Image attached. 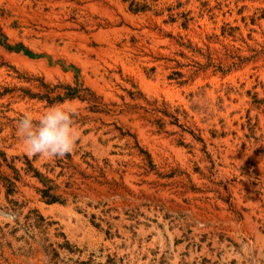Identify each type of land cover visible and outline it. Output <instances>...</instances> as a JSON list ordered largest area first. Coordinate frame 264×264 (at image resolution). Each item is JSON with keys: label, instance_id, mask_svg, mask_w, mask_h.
Here are the masks:
<instances>
[{"label": "rangeland", "instance_id": "obj_1", "mask_svg": "<svg viewBox=\"0 0 264 264\" xmlns=\"http://www.w3.org/2000/svg\"><path fill=\"white\" fill-rule=\"evenodd\" d=\"M129 3L0 0V174L19 169L0 179V264H264V0ZM61 85L78 96L34 97ZM53 105L78 130L70 179L17 131Z\"/></svg>", "mask_w": 264, "mask_h": 264}, {"label": "trees", "instance_id": "obj_2", "mask_svg": "<svg viewBox=\"0 0 264 264\" xmlns=\"http://www.w3.org/2000/svg\"><path fill=\"white\" fill-rule=\"evenodd\" d=\"M124 1H130L129 3V9L133 12H139V11H145L148 7V5L146 4V0H144L143 2L137 1V0H124ZM175 8V7H173ZM173 8H170L169 10H173ZM177 16H181L184 18V20L181 22V25L183 26V28H187L188 25V21L190 20V18H187L186 15H184L183 13H178L176 12ZM170 18L172 19L171 21L175 20L176 17H174V13H170ZM4 43V42H3ZM187 45V44H186ZM188 47H190L192 49V51L195 50V48L191 47L190 44L187 45ZM206 63L204 64H199L197 65L198 68L196 70H194L195 73H198L196 71H198L199 69L201 71H205L207 69V67L209 65H212L210 63H212V56L209 53L208 55H206ZM215 67H218L219 69H222L220 65L216 64ZM61 88L63 89L62 94L58 93L55 98H51L49 97V94H34V97H38V98H44L49 102H52L53 99H57L58 101H63L67 98H74L76 96H78L77 94V86H70V85H61ZM9 90L8 89H4V91L1 93L0 92V97H2L5 93H7ZM29 97H33L32 95H29ZM24 157V164L22 166V170L24 171V173L26 175H30L31 177L35 178L39 183L40 186L36 188L37 192L40 194V198L46 202V203H64L65 202V198H62V195L60 194V183L56 182V179H53L51 177L48 176V174H46V172H42L39 169H37L36 167H34L32 165V161L27 157V156H23ZM2 160L4 162H7L5 153H2ZM66 160V161H65ZM69 161H71V155L69 153L65 154L62 157H58L56 160H54L55 164H52L49 168L48 171L52 172L54 171L55 167H59L60 170L57 174L58 176H62L68 173V178H72L73 175L75 173H77V169L75 165H71L68 164ZM8 167L13 171L14 176L10 177V176H3L0 174V179L1 182L3 183V185L6 187L7 191L9 192L12 187L15 185V182L13 181V179H18L19 178V169L7 164ZM0 166H2V161L0 160ZM13 178V179H12ZM74 183L69 181H66L65 183V187H72ZM7 192V193H8ZM41 219L42 216H40Z\"/></svg>", "mask_w": 264, "mask_h": 264}, {"label": "clouds", "instance_id": "obj_3", "mask_svg": "<svg viewBox=\"0 0 264 264\" xmlns=\"http://www.w3.org/2000/svg\"><path fill=\"white\" fill-rule=\"evenodd\" d=\"M74 113L62 105L50 106L38 121L25 114L17 122V131L22 137L29 155L48 158L62 157L73 150L78 139Z\"/></svg>", "mask_w": 264, "mask_h": 264}]
</instances>
